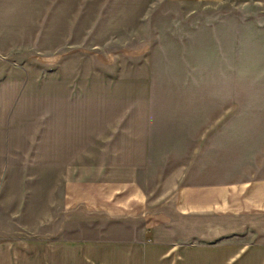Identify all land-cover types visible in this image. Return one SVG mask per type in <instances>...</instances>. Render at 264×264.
Returning <instances> with one entry per match:
<instances>
[{
  "label": "rangeland",
  "instance_id": "rangeland-1",
  "mask_svg": "<svg viewBox=\"0 0 264 264\" xmlns=\"http://www.w3.org/2000/svg\"><path fill=\"white\" fill-rule=\"evenodd\" d=\"M232 13L239 40H218L217 20ZM263 33L258 0H0V264H29L27 255L39 253L25 242L24 219L12 222L13 197H38V213L39 197H51L60 179L130 173L185 184L177 168L184 151L217 150L232 115L264 113L256 103L264 98ZM129 152H142L144 166L115 169ZM191 227L207 245L264 241L258 214L201 216Z\"/></svg>",
  "mask_w": 264,
  "mask_h": 264
},
{
  "label": "crops",
  "instance_id": "crops-1",
  "mask_svg": "<svg viewBox=\"0 0 264 264\" xmlns=\"http://www.w3.org/2000/svg\"><path fill=\"white\" fill-rule=\"evenodd\" d=\"M199 1L220 7L249 0ZM228 19L217 20V39L237 41L241 31L235 29L234 14ZM259 102L264 105V98H257ZM230 121V137L217 139V150L190 146L182 166H177L179 150L174 149L169 165L184 170L183 185L164 187L130 173L104 180L60 179L51 197H39L38 213L33 211L38 197H13L8 214L12 222L24 219L25 242L39 249L38 258L27 255L29 264H264V241L240 244L230 239L207 245L206 235H195L191 227L192 219L201 216H264V113L234 114ZM195 139L189 137L190 144ZM199 143L206 145L207 139ZM136 155L129 152L127 161L113 167H143V153ZM6 168L28 169L21 162H7ZM16 177L24 183L31 178L26 173ZM176 216L178 225L173 222ZM28 217L38 221L28 226ZM13 233L9 239L15 242Z\"/></svg>",
  "mask_w": 264,
  "mask_h": 264
}]
</instances>
